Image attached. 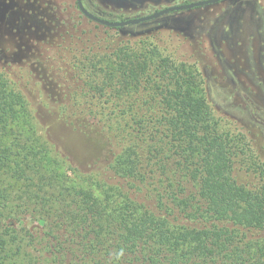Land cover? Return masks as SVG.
<instances>
[{"label": "trees", "instance_id": "16d2710c", "mask_svg": "<svg viewBox=\"0 0 264 264\" xmlns=\"http://www.w3.org/2000/svg\"><path fill=\"white\" fill-rule=\"evenodd\" d=\"M115 54L96 87L116 99L101 112L115 147L106 172L82 169L40 134L0 72V264H264V170L254 188L234 177L244 136L221 129L203 79L160 57L166 133L141 115L153 142L141 156L122 125L135 111L120 101L139 91L144 63Z\"/></svg>", "mask_w": 264, "mask_h": 264}, {"label": "rangeland", "instance_id": "374dc122", "mask_svg": "<svg viewBox=\"0 0 264 264\" xmlns=\"http://www.w3.org/2000/svg\"><path fill=\"white\" fill-rule=\"evenodd\" d=\"M184 1L198 0H82L89 11L114 21ZM119 49L135 53L145 67L139 91L119 100L122 109L135 111L122 125L141 156L153 143L139 130L141 115L150 129L166 133L163 93L169 82L158 61L169 57L203 79L221 129L248 142L250 150L234 165L237 182L248 188L262 183L264 0H223L124 27L89 19L77 0H0V72L27 97L39 133L87 171L106 172L113 158L101 112L115 109L116 99L110 87L102 98L97 88ZM253 159L254 168L248 164Z\"/></svg>", "mask_w": 264, "mask_h": 264}, {"label": "water", "instance_id": "95a60500", "mask_svg": "<svg viewBox=\"0 0 264 264\" xmlns=\"http://www.w3.org/2000/svg\"><path fill=\"white\" fill-rule=\"evenodd\" d=\"M77 1H78V5H79L81 11L91 20L96 21V22L103 24V25H106V26H110V27H123V26H127L130 24H137V23L144 22V21H147V20H150L153 18H157L160 15L166 14L170 11L189 9V8H193L196 6H202V5H206V4H210V3H215V2H218L220 0H202V1L188 3V4L176 5V6L165 8L163 10L157 11L153 14H150V15H147L144 17L128 19V20H123V21H110L107 19H103L97 15H94L90 11H88L85 8V6L83 5L82 0H77Z\"/></svg>", "mask_w": 264, "mask_h": 264}, {"label": "flooded vegetation", "instance_id": "af4514ba", "mask_svg": "<svg viewBox=\"0 0 264 264\" xmlns=\"http://www.w3.org/2000/svg\"><path fill=\"white\" fill-rule=\"evenodd\" d=\"M198 1H202V0H198ZM198 1H191V2H189V1H184V2H182V3H178V4H174V5H169V6H167V7H164V8H161V9H158V10H156V11H154L153 13H155V12H157V11H160V10H163V9H165V8H168V7H172V6H176V5H182V4H188V3H193V2H198ZM221 1H223V0H220V1H218V2H221ZM218 2H215V3H218ZM77 4H78V1H77ZM210 4H214V3H210ZM210 4H206V5H210ZM202 6H205V5H202ZM78 7H79V5H78ZM196 7H199V6H196ZM86 8V7H85ZM79 9H80V7H79ZM190 9V8H189ZM81 10V9H80ZM88 10V9H87ZM183 10H187V9H183ZM89 11V10H88ZM175 11H179V10H174V11H170V12H168V13H166V14H163V15H160L159 17H161V16H164V15H167V14H170V13H172V12H175ZM82 12V11H81ZM91 12V11H90ZM83 13V12H82ZM91 13H93V12H91ZM153 13H151V14H153ZM84 14V13H83ZM94 15H97V14H95V13H93ZM85 15V14H84ZM148 15H150V14H148ZM86 16V15H85ZM97 16H99V15H97ZM145 16H147V15H145ZM87 17V16H86ZM99 17H101V16H99ZM141 17H144V16H141ZM159 17H157V18H159ZM101 18H103V17H101ZM138 18H140V17H138ZM90 19V18H89ZM103 19H106V18H103ZM131 19H134V18H131ZM153 19H156V18H153ZM153 19H150V20H153ZM107 20H110V19H107ZM128 20V19H127ZM150 20H147V21H150ZM110 21H114V20H110ZM116 21V20H115ZM123 21V20H122ZM145 22V21H144ZM141 23V22H140ZM138 24V23H137ZM130 25H133V24H130ZM127 26H129V25H127ZM124 27V26H123Z\"/></svg>", "mask_w": 264, "mask_h": 264}]
</instances>
